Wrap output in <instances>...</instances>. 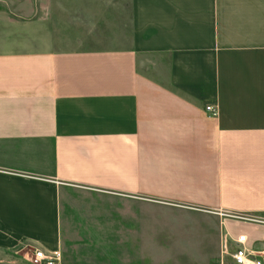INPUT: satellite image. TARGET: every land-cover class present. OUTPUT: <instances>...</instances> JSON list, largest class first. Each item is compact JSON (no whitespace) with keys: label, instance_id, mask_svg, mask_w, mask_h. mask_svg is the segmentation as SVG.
Instances as JSON below:
<instances>
[{"label":"crops","instance_id":"1","mask_svg":"<svg viewBox=\"0 0 264 264\" xmlns=\"http://www.w3.org/2000/svg\"><path fill=\"white\" fill-rule=\"evenodd\" d=\"M38 1L0 10V264H168L169 213L215 226L198 264L226 233L264 259V0L82 5L104 35L74 43Z\"/></svg>","mask_w":264,"mask_h":264},{"label":"rangeland","instance_id":"2","mask_svg":"<svg viewBox=\"0 0 264 264\" xmlns=\"http://www.w3.org/2000/svg\"><path fill=\"white\" fill-rule=\"evenodd\" d=\"M59 14L61 15L60 24L62 28L61 37L64 41L72 43L86 40H101L103 33L97 27L101 18L85 17L82 5L89 6L93 12H97L95 8L103 9L105 6L114 7V0H80L76 3L75 8L66 7L65 0L60 1ZM38 0H4L0 3V10L5 11L11 16L16 13L22 17H29L34 9L38 6ZM45 5V4H44ZM43 4L41 6H44ZM80 7V8H79ZM95 7V8H94ZM88 8V9H90ZM87 9V8H86ZM79 16V22L73 25L74 15ZM72 26V27H70ZM234 229H239L240 226L235 224ZM214 225H209L204 218L193 215L192 213H169L167 216L161 214H153L150 219V229L161 234L155 239L159 240L155 244H161L165 240L167 252L157 253L168 264H198L203 261H210L216 247ZM158 234V233H157ZM163 234V235H162ZM32 252L34 249L29 248ZM231 252L233 249L229 247ZM213 264H235L233 258L229 254H224L219 260H215Z\"/></svg>","mask_w":264,"mask_h":264},{"label":"built area","instance_id":"3","mask_svg":"<svg viewBox=\"0 0 264 264\" xmlns=\"http://www.w3.org/2000/svg\"><path fill=\"white\" fill-rule=\"evenodd\" d=\"M205 112L212 116H215L217 112V108L213 104H208L205 107ZM238 219L249 220L245 217H235ZM234 245V249L230 252L229 247L231 243ZM222 254H229L235 264H264L263 258H257L254 252L247 249V236L245 234H241L236 239L230 238L226 233L224 235ZM58 256L55 254H47L44 250L36 248L33 250V257L31 258V264H59Z\"/></svg>","mask_w":264,"mask_h":264}]
</instances>
